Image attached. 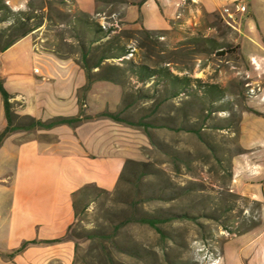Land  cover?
<instances>
[{
    "label": "rangeland",
    "instance_id": "374dc122",
    "mask_svg": "<svg viewBox=\"0 0 264 264\" xmlns=\"http://www.w3.org/2000/svg\"><path fill=\"white\" fill-rule=\"evenodd\" d=\"M121 5L99 1L91 17L72 0H30L25 13L37 17L28 26L42 25L32 34L38 46L64 59L78 62L87 48L94 63L111 50L97 77L124 87L123 125L148 140L147 160L130 163L115 191L87 188L74 197L75 264H205L261 223V206L231 192L242 119L256 113L261 93L240 57L245 11L208 15L191 3L156 34L124 24ZM19 20L0 2V47L19 37L11 30ZM101 31L108 38L96 43Z\"/></svg>",
    "mask_w": 264,
    "mask_h": 264
},
{
    "label": "crops",
    "instance_id": "0c3cea01",
    "mask_svg": "<svg viewBox=\"0 0 264 264\" xmlns=\"http://www.w3.org/2000/svg\"><path fill=\"white\" fill-rule=\"evenodd\" d=\"M3 1L15 14L31 8L30 0ZM72 1L80 13L99 15L102 0ZM122 2L119 14L124 24L156 34L175 26L191 3L208 15L226 9L245 11L240 57L248 66L249 78L261 88L254 109L264 116V0ZM32 34L0 53V82L11 98L13 119L51 124L83 115L93 120L51 130L19 129L3 142L0 264H75L76 246L68 240L76 216L74 195L87 188L115 191L130 163L147 160L148 140L134 128L96 119L122 112L126 97L122 85L97 82L82 96L88 84L84 70L75 60L42 49ZM8 126L0 94V135ZM240 147L243 153L232 163L231 192L261 206V223L226 240L205 264H264V118L243 116Z\"/></svg>",
    "mask_w": 264,
    "mask_h": 264
},
{
    "label": "trees",
    "instance_id": "16d2710c",
    "mask_svg": "<svg viewBox=\"0 0 264 264\" xmlns=\"http://www.w3.org/2000/svg\"><path fill=\"white\" fill-rule=\"evenodd\" d=\"M112 1H117V0H112ZM0 2H2L3 4V10L8 11L11 13V10L6 6L5 2L3 0H0ZM123 3V2H122ZM87 16V15H85ZM17 17H20L21 20L17 21L12 27L11 30L18 33L19 37L17 39H12L10 40L6 46H4L3 48L0 47V53L5 52L6 50H8L11 46H13L17 41H19L20 39H23L29 35H31L32 33L36 32L37 30H39L42 25L39 24L37 26L34 27H30L28 26V23H30L33 20H36L37 17L36 16H29V15H25V14H17ZM87 28L90 30L92 28V25L90 24H86ZM91 32V30H90ZM93 35L95 34L94 32ZM109 33H105L104 31H101V36L96 40V43L101 42L102 40H105L108 38ZM104 47H99L96 49V52H99L100 50H102ZM81 49V59L80 61H76V63L82 68V70H84L86 76H87V80H88V84L87 86L82 90L81 95L84 96L90 89V87L97 82H108V83H114V84H118L116 81H114L113 79L107 77V76H102V77H97V75H101L102 73V69L104 67V64L109 61L114 59L113 56H111V50L110 49H106L105 51L102 52L101 57H99V59L92 63L91 60H89L90 57V53L91 49H87V48H80ZM72 51H74V49H72ZM74 52H71V54H74ZM54 54H56L58 57L60 58H65L64 56H62L60 53L54 51ZM68 59H72V58H68ZM98 71L97 74H94L95 71ZM110 70H113L110 68ZM115 71V70H113ZM96 76V77H95ZM0 94L3 97L4 100V107H5V111H6V116L8 119V123L9 126L8 128L5 130V132L3 134L0 135V147L2 146L3 142L6 140L7 137H9V135L13 134L14 132L18 131L19 129L13 128L12 127V123H13V114H12V109H13V105L10 103V96L6 93V91L3 88L2 83L0 82ZM80 105L83 106V99L80 100ZM252 114H255L259 117L264 118V116L258 114V113H253L250 112ZM96 119H110L116 123L119 124H124L125 122L120 118V114L118 115H101L98 116ZM93 119L90 117H83L82 118H78V119H70V120H65V119H61V120H56L54 122H52L51 124H43L40 122H31V124L24 128L23 130L25 131H31L34 129H44V130H51L55 127L58 126H62V125H68V126H72V125H77L80 124L84 121H92ZM76 195H74V197H76ZM143 223L155 226L157 223H159L158 221H154V220H144ZM53 243H59V242H53Z\"/></svg>",
    "mask_w": 264,
    "mask_h": 264
},
{
    "label": "built area",
    "instance_id": "2783aa9c",
    "mask_svg": "<svg viewBox=\"0 0 264 264\" xmlns=\"http://www.w3.org/2000/svg\"><path fill=\"white\" fill-rule=\"evenodd\" d=\"M238 11H239V12H242V9L239 8ZM230 17H232V16H230Z\"/></svg>",
    "mask_w": 264,
    "mask_h": 264
}]
</instances>
